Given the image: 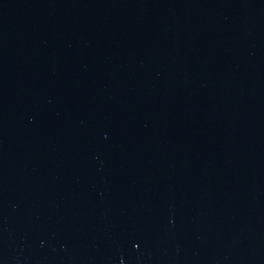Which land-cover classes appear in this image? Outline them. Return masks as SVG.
Instances as JSON below:
<instances>
[{
	"label": "water",
	"instance_id": "obj_1",
	"mask_svg": "<svg viewBox=\"0 0 264 264\" xmlns=\"http://www.w3.org/2000/svg\"><path fill=\"white\" fill-rule=\"evenodd\" d=\"M0 264H264V0H0Z\"/></svg>",
	"mask_w": 264,
	"mask_h": 264
}]
</instances>
